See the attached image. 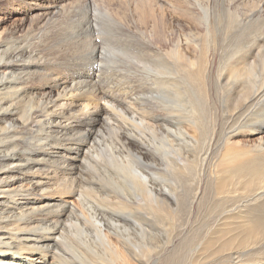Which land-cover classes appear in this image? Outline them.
Listing matches in <instances>:
<instances>
[{
  "label": "rangeland",
  "instance_id": "obj_1",
  "mask_svg": "<svg viewBox=\"0 0 264 264\" xmlns=\"http://www.w3.org/2000/svg\"><path fill=\"white\" fill-rule=\"evenodd\" d=\"M183 1V12H180L177 10V6L181 7L182 4L179 3V0H0V42L3 46V50H5L2 51L3 55H1L5 58H8L9 61V59L15 57L14 53L17 50L33 47L34 49H36L39 56L38 59L40 61H33L31 64L26 65V62H29V60H27L26 57H22L19 58V60L15 59V62L17 64H14V67L8 66V73H10L8 77H11L9 78V82L15 84L12 86L21 88L23 84L29 86L31 85L32 94L29 95L30 97H27V101L37 100L36 102L31 103L27 101L22 102L17 108V117H14V119L12 117V121H14L15 123H19V121L24 122L25 120L28 121L31 119H29L28 117L33 115L34 113H38V115L43 117L42 121L44 120V115L41 114H43L45 111H42V105H39L38 103H40V98L41 100L45 101L48 96H45V94H47L49 87H54L53 82L49 80V77L51 75H54L57 77V79H62L65 82H72L67 85L69 86V89L71 87L70 92L75 91L76 94H81L90 91V89H96L97 92H99L100 96L102 95L106 98L103 99L104 101H111V103H113V107L109 103L107 104L109 106V110L107 109V112L111 115L104 116L106 120L105 122H99V116L96 115V111L93 110V107L89 106L90 103H92L93 106L97 104V100L95 99L93 94L88 95L93 98L92 100L87 97L85 99L83 97V99L81 100L77 99L78 107L76 108V111L72 113L74 115L70 117L68 115V117L66 116L67 118L64 117V121L59 119L61 117H59V114L65 110L58 106L57 111L59 114L58 116H55L54 119L56 120L58 118L59 120L56 121V124L54 123L51 128H46L47 125L42 124L46 129L44 134H42V128L40 126H34L32 129L29 128L31 133L29 132L30 135H27L25 138L24 136L28 131L23 133L24 135L22 134V136H20V132L18 130L16 133H18L19 139H17L16 136L12 139L10 136H12L13 134H11L12 130H10V134H8V147L11 148V146H16L17 150L20 149L16 151V154H14L20 161V169H22L25 165H29L28 168L35 167V171L36 169L38 171L39 169L41 170L39 174L40 176L38 175L37 178L39 177L40 179L38 178V181H41L42 184L44 183L43 186H45L46 184L47 187L45 186V189H57V186L60 185L59 182H61L64 177L69 178L70 176H74L76 181L78 179V192L82 191L80 190L82 189L81 186H83V188H94V190L92 189L94 193L92 192V194H89L90 196H88V203L90 202L88 206H95L92 208V210L95 208L93 211L95 213L97 212L96 214L104 215L105 217L102 215L100 217H103L106 223H110L112 219L116 220L122 218L117 213H115L118 211L116 209L117 207H114L116 203L115 201L117 200H115L116 196H113L115 195L112 193V188L114 186L112 187L110 185V182H114L115 180H119L120 183L124 182L123 184L128 185L131 194L136 193L144 188L143 186H139L137 187V189L136 186L132 185V181L130 179H127L129 178L128 175L130 176V178H132L134 174V168H139L138 170H140L141 175L147 179H150L148 181L150 182V185H153V188L157 190L159 188L163 190H165L166 188H170L171 190L172 188L171 191L176 190L174 204L175 206H173L172 211L170 212V215L175 218L174 221L165 217L162 218V216L159 214H152L153 216H149L143 210V201V204L140 202L142 204V210L140 209L141 213L139 211H135V213H137V228L134 225V229L133 227L130 228V230L132 229L131 231H123V234L125 236H127L126 234L129 235V233L131 232L130 237H133L134 239H132L141 245H143L141 243V238L145 235L146 238L144 237V241L146 242H142L150 248V262L148 264H221L223 260V264H264V239L259 240L260 247L258 246L256 255L249 254V250H243L241 253L236 252L229 255L226 253L212 255V251L210 252V250L215 249L216 251V249L220 247V244L225 242V240L227 239V237L224 238L222 240L223 242L219 244L213 243L210 249H206L207 245L205 243L201 245V241L208 235L209 229H212L211 226H213V223L216 220L217 213L208 212L207 214H198V211L196 210V213L191 217H189V214H186L187 202L189 200L188 197L193 188V184L192 182H190L192 180L190 172H188L189 174L185 172V174H188V176H186L185 174H169L168 170H166L167 164L165 163L166 159H171L169 152H165L166 149L169 148L161 150V147L159 146L163 145V147H167L168 139H170V137L171 139L169 143L170 145H172L171 140L176 139L175 135L178 132V129L184 130L195 140L199 141V143H202L206 139L205 136L203 137L202 135H200L195 130V128L191 126V123H189V119L192 115H184L181 119L177 117V115L171 116V119H173V122L175 121V124L167 126V128L165 127L166 115H164V118L159 117L160 119H157V115H152L150 113L144 115L145 113H141L139 111V108L135 107V103L133 101V99L137 97L138 99H140V104L147 105L146 107H148L149 109L152 108L150 110L155 109L156 112L160 109H165L164 107H162L164 106V104H162V100L163 102H167L168 100L162 97L161 91H164L167 88L166 85L161 86L158 79L155 78L157 77L156 75L158 73L156 72V70L158 71L157 63L161 64L168 62V66L173 70L175 69V67H178L176 58L174 59V56L172 57V55L174 54H172L170 51H172V49L175 47V43L179 42L182 48H189V52H191L192 54L188 52V55L189 57H191L193 67L195 68L197 66L198 59L203 55V51H205L204 49L206 48V44L204 46V43L206 42L204 36H206L207 34L206 27L209 24L210 34L212 37L210 44L212 50L209 55V62L213 66V75L212 78H210V82L214 83L213 85H211V96L217 104L218 116L216 118L220 117V120L217 121L216 132L217 134H219V131H221L222 123L225 122L223 116H226V109L230 110L232 113L241 103L239 109L235 112V114L233 113V115L237 116H235L234 119H229L231 121H229L230 124L234 123L235 126H237L241 119L238 118V116L247 114L246 110L249 106V103L247 104L245 95L247 94V88L251 86V83L243 81H230L225 87L224 91L226 93L222 91V93L220 94V97L223 99L222 100L220 98V101V99L217 98L215 92V83L218 80L217 72L218 68L221 65L223 67H227L230 64L234 66L235 63L238 64L239 62H242L241 59L245 56L246 52L249 51L251 54L248 57L250 60L248 61L247 65H256L260 76V71L264 68V0ZM147 2L150 4H148ZM174 4L177 8L174 6ZM56 5L59 6L58 11H55L56 16L54 15L55 17L53 19H45L43 21L44 15ZM145 5H147V8L145 7ZM138 7H141V9H137ZM158 10L160 12H158ZM151 14L152 16L155 15L154 18L149 17V21L148 19L146 20L145 18L151 16ZM161 14H166V16H164V19L162 18ZM142 17H144V19ZM150 20H153V23ZM154 20L158 21V24L155 22L158 26L157 28L154 26ZM145 22H149V29L147 27V30L146 27H144L147 25V23L145 24ZM163 22H165V24H163ZM142 24H144V26H142ZM160 30L164 31L162 32ZM157 31L160 32L161 35L159 33V36L157 35L158 37L156 38L153 32L155 34H158ZM169 31L170 34L167 35ZM171 31L173 33H171ZM171 34H173V37ZM166 35L171 36L170 38L172 39L169 40V37L165 38L164 36ZM165 39H168L169 42ZM146 42L151 45V49L154 52V54H150V56L146 54ZM201 43L203 44V46L200 45ZM197 46H199V48ZM131 49L133 50L131 51ZM169 49L170 51L168 52ZM197 49L201 52L202 55H199L200 53L197 52ZM125 52L126 54H128H124ZM140 54H142V56ZM136 55L137 57H140L142 61L138 58L136 60ZM154 55H157L158 58ZM22 59L24 61H22ZM156 60L157 63L155 62ZM171 60H175V63ZM42 62L46 64L44 65L42 64ZM143 66L146 67V70ZM237 67H245V63H239ZM28 69H30L29 71L31 73H29V71L26 72ZM160 72L161 71H159V73ZM30 74H32V76ZM23 75L26 76L23 77ZM38 75L40 77H38ZM27 76H29L28 78L31 77L33 79H28L26 78ZM92 77L95 78L92 79ZM168 77L173 76L171 75ZM258 78L260 79L261 76ZM21 79H28L30 83L28 82L27 84H25ZM93 82H96V84ZM259 82L258 85L261 83ZM232 88L234 92L231 90ZM262 89H264V87ZM226 90H228V92L231 91L232 94L231 92L227 93ZM105 92H107L108 95H106L107 93ZM188 93L190 94V92ZM12 97L13 96H11V98ZM241 98H243L244 100ZM216 99L218 100V102ZM102 104L106 105L105 102H102ZM82 105L84 107V110ZM128 105L134 109H137L136 113L131 111L132 109H130ZM87 106H89L90 109L89 107L87 108ZM116 106L118 109L116 108ZM259 107L260 106H255L253 108H250V111H255ZM85 108L86 110H88L86 111ZM111 108L113 110H111ZM262 115H264V113H262ZM48 116L51 115L49 114ZM185 116L186 119H184ZM19 118H21V120ZM22 118L24 119V121L22 120ZM59 122H62V125L60 124L58 126ZM181 123L182 125H180ZM23 125L24 124H22V128L24 127ZM54 125L58 127H55ZM62 126L64 127V129ZM16 128L19 129L18 126ZM172 128H174V131L172 130ZM59 130L61 132H59ZM167 132L170 134H167ZM87 133L90 134L88 135ZM133 137L136 139L139 138V141L142 140L141 142L146 146L145 149H149L148 151H151L152 154L150 155L149 153V155L146 156L148 160L144 161L139 159V157H142V154L144 153L141 154L139 152L140 150L135 145V140ZM255 139H257V137H250L249 139H247V145L252 147L254 143L249 144L248 142H254ZM242 140H244V137H236L231 141V144L241 145L243 144ZM40 141H47L49 144H43V146L41 145ZM216 144V141L209 143V151H213L216 148ZM81 145L84 146L85 153L83 152V154L77 156V147ZM120 145L123 147V149L122 147H120ZM86 149H88L90 152L87 150L86 153ZM106 149L108 152L106 151ZM108 149H115V151L112 150L114 156L119 157L124 162H126V160L124 159H127L128 161L132 159L131 161L134 162L130 163H132L133 165L135 163V167L133 168V166L130 164L129 167H132H130L131 170H129L130 168L128 169L127 166L125 170L119 172V169H116L115 166H112L114 164L112 161L110 162V159H105L107 163H105L104 160H98L99 158H101L100 156H103L98 155V153L101 154V152L104 153V151H106L107 153L105 152L106 154L104 153V155H113L111 154V150L109 154ZM117 150H119V153ZM87 154L88 156H86ZM128 154L133 158H129ZM202 154L203 152L200 144L197 145V147L193 146L192 148L191 146L190 148H188L187 155L188 157H190V160H193L194 158H197L198 160V157ZM95 156H99V158ZM20 157L21 159H23L21 160ZM38 158L47 159V163L41 162L42 160H39V162ZM52 163H54V166L53 168H51V172L49 170L50 166L48 164ZM62 163L66 166H70V168L73 167V171L67 174L66 172H62L64 168ZM95 166H98L99 170ZM101 168H104L105 170H102ZM97 170L101 172L99 173ZM126 170H128L129 172ZM29 171L33 172L32 170ZM131 171H133V173ZM105 173H107L106 175L108 176H106ZM109 175H111V177ZM54 177L57 179H55ZM116 177H118V179ZM122 178H124V180ZM126 179L128 181H126ZM86 180L87 182H89L87 183ZM106 186H108V189ZM185 187L187 190L185 189ZM59 189H61V187ZM135 189L136 191L134 192ZM108 190L109 192H107ZM167 191H169V189ZM105 193H109V195L115 198L113 199V197L111 198L110 196L109 200L105 201ZM116 194L119 193L117 192ZM79 195L80 194H78V196L76 197H70L63 194L61 196L56 195L55 197L62 199V202H66L72 206H76L77 209L79 208L78 210L80 212H83V208H80L78 200ZM141 199H138V203L139 201H141ZM108 201H111V203L109 204ZM60 204L61 203H58L56 207H58V205ZM96 205L100 208V210H102L100 211ZM106 209L109 210L107 211ZM112 209L114 210V212L112 211ZM115 209L117 211H115ZM143 211L146 214H143ZM127 216V218H124L128 219L129 223H131L132 220L134 221L136 217V215H131L130 217L128 214ZM149 217H151V219H149ZM139 218L141 220H139ZM90 219L91 218H89V223L80 221V223H82L80 224V226H82V228L86 230L85 235L90 236L89 243L90 245H92V249L94 250H90L89 252V255H93L94 261H92L100 264V259L102 258L101 260H103V257H105L104 253H106V249L104 245L102 246V240H99L100 238H97V224H95L93 220ZM123 221L125 222V220ZM142 221L144 222L142 223ZM76 223L77 218H74L71 220V222H67L66 224H64L66 229L63 236L64 240L62 239V243L60 244V254L67 255L66 248L63 243L65 242V240H70L69 242L77 247V245L80 244L81 239H86L87 236H84V233L80 235V232L75 229L74 224ZM178 228L181 229V231L179 230L180 232L178 231ZM104 230L105 232L107 231L106 229ZM144 231L146 233L142 234ZM175 231L178 232L176 233ZM87 232L90 235L87 234ZM108 233L110 234L107 235V237L109 239L112 238L109 241L112 242L115 246H118L116 245L118 244L117 238L111 234L112 231H107L106 234ZM133 233L135 235H133ZM147 233L150 235H148ZM207 238L211 237H209L208 235ZM192 243H194V245H192ZM197 244L200 246L196 247ZM197 248L199 252L197 251ZM100 249L102 252L100 251ZM103 250H105V252ZM95 251L96 253L94 255ZM102 253L104 254V256ZM198 255L205 256L198 257ZM94 256H96V258H94ZM37 258H39V256Z\"/></svg>",
  "mask_w": 264,
  "mask_h": 264
},
{
  "label": "bare ground",
  "instance_id": "obj_2",
  "mask_svg": "<svg viewBox=\"0 0 264 264\" xmlns=\"http://www.w3.org/2000/svg\"><path fill=\"white\" fill-rule=\"evenodd\" d=\"M127 1H129V0H127ZM145 1H150V0H145ZM152 1H155V0H152ZM179 3L180 4L182 3L181 4L182 8L179 6H177L178 7L177 8L175 4H174V6L177 8L178 11L183 12V6L182 5H184V1L179 0ZM148 4H150V3H148ZM147 5H145V7ZM158 7H157V9H158ZM58 9H59V6H57V5L55 7H53L50 11H48L44 15L43 21L45 19L46 20L53 19L56 16L55 11L57 12ZM137 9H141V7L140 8L138 7ZM135 11H136V9H135ZM158 12H160V11L158 10ZM143 13H144V11H143ZM154 16H152V14H151V16H148L145 19L146 20L148 19V21H149V19L151 17L154 18ZM161 16L164 19V16H166V14L165 15L161 14ZM142 18L144 19V17H142ZM150 21L152 22L153 20H150ZM155 22L158 24V21L154 20V24H155L154 26L157 28L158 26L156 25ZM142 23H144V22H142ZM146 23L147 22H145V24ZM148 24H149V22L147 23L146 26H144V24H142V26L146 27V30H147ZM163 24H165V22H163ZM171 26H173V25H171ZM154 28H152V29H154ZM148 29H149V27H148ZM160 31H162V30H160ZM206 32H207V34H206V36H204V38L206 40V42L204 43V46L206 44V48L204 49L205 51H203L204 52L203 55L197 49V52L200 53L199 55H202V56L201 57L199 56L200 58L198 59L197 66L195 68L193 67V62H192L191 57H189V55H188L189 48H182V46L179 42L175 43L176 45L172 49V51H170V49L168 50V52L170 51L172 54H174V55H172V57L174 56L173 58L174 59L176 58V61L178 63V67H175V69L173 70L172 68H170L168 66V62L160 64V63H157V60L155 61L158 64L157 65L158 71L156 70V72H158V73L156 75L157 77H155V78L158 79L161 86L166 85V88H167L166 90L161 91L162 97L164 99L168 100L167 102H165V101L163 102V100H162V104H164V106H162V107H164L165 109H160L156 112L155 109L150 110L152 108L149 109L148 107H146L147 105L140 104V99H138L137 97H135V99H133V101L135 103V107L139 108V111L141 113H145L144 115H146L147 113L148 114L150 113L152 115H157L158 116L157 119L164 118V115H166L165 127L175 124L174 123L175 121L173 122V119H171V116H173V115H177V117H179L180 119L184 115H192L189 119V123H191V126L194 127L195 130L200 135H202L203 137L205 136L206 139L202 143H199V141L195 140L192 136H190L184 130L178 129L177 133L175 131L176 139L175 140L172 139L174 141L171 140L172 145H170V143H169L170 139H171V137H170V139H168L167 147H163V145H161V144H160L161 146H159V147H161V150H163L165 148H169V149H166L165 152H169L171 159L168 158V159H166V162L164 161L167 164L168 168L166 167V170H168L169 174L172 173L173 175H178V174L183 175V174H185V172H187V173L190 172V175L192 178V180L190 182H192L193 188H192V191L188 197L189 200L187 202V211H186L187 213L186 214L187 215L189 214V217H191L193 214L196 213V210L198 211L197 212L198 214H203V213L207 214L208 212L217 213L216 214L217 215L216 220L213 223V226H211L212 229L208 228L209 229L208 235L211 238H207L208 235L206 237H204L205 239L203 238V240L201 241V245L203 243H205L207 245L206 249H210L212 247L213 243L219 244V243L223 242L222 240L224 238L227 237V239L225 240V242L220 244V247H218V249H216V251H215V249L210 250V252L212 251L211 252L212 255H217V254H221V253H226L229 255V254H233L236 252L241 253L243 250H249V254L256 255V253L258 251L257 250L258 246L260 244L259 240L264 239V115H262V113H264V94H263L264 89H262L264 87V68L260 71L261 78L259 79L258 77H260V76L258 73V69L256 68V65L255 66H253V64H252V66L247 65L248 61L250 60L248 57L251 54L249 51L246 52L245 56L241 59L242 62H239V63H245V67L239 68V67H237L239 65V63L238 64L235 63L234 66L230 64L227 67H223L221 65L218 68V72H217V76H218L217 79L218 80L215 83V92H216V96L218 99L221 98L220 94L222 93V91L224 93H226L224 90L230 81H233V82H240V81L249 82V83H251V86L248 84L250 87L247 88L248 92L245 95L246 102H247V104L249 103L248 104L249 106L246 110L247 114L238 116V118H241L239 121V124L237 123L239 126L237 124L236 125L238 127L235 126L234 123L230 124L229 119H231V118L234 119V117L237 116V115H233V113L235 114V112L239 109V106L241 104L240 102H239L240 103L239 106L235 109L234 112L231 113L230 110L226 109L227 110V112H225L226 116L225 115H224L225 117L223 116V119L225 122L222 123L221 131H219V134H217V132H216L217 121L220 120V117L216 118L218 116L217 104L211 96V85H213L214 83L210 82V78H212V75H213V66L209 62V55H210V52L212 50L211 46H210L212 37L210 34L209 24L206 27ZM159 33L160 32H158V34H155L153 32V34L155 35L156 38L159 36ZM171 33H173V32L171 31ZM169 34H170V31L167 35H169ZM160 35H161V33H160ZM163 35H164V33H163ZM167 35L164 37L165 38L169 37L168 38L169 40L172 39V38H170L171 36H167ZM171 35L173 37V34H171ZM193 37H195V36H193ZM168 39H165V40L168 41ZM194 39H192V40H194ZM202 43L200 45L203 46ZM146 44H147V46H146ZM146 44H145L146 54H148V56H150V54H154V52L151 49V45L148 42H146ZM188 46H186V47H188ZM199 46H197V47L199 48ZM190 47H192V46H190ZM133 49H131V51ZM192 49H194V48H192ZM2 51H5V50H3V46L0 42V264H97V263L93 262L94 261L93 255H89L90 250L94 251L92 249V245H90V243H89L90 236L85 235L86 230L84 228H82V226H80V224H82V223H80V221L81 222L85 221L86 223H89V218H91L93 220V222L95 224H97V236H98L97 238H100L99 240H102V242H103L102 246L104 245V247L106 249V253H104L105 250H103L105 257H103V260H101L102 258L100 259V264H148L150 262V248L147 247V245L142 242L146 238L145 235H144L145 238L144 237H142L143 239L141 238V243L143 244V245H141V244L135 242L133 240L134 239L133 237H130L131 232L129 233V235L126 234L127 236H125L123 234V231L129 232L132 230V229L130 230V228H132L134 225L136 227V225H137V213H135V211L140 212V209H141L143 203H144L143 204L144 205L143 210L149 216H151L152 214H157V215L159 214L162 216V218L165 217L167 219L174 221L175 218L170 215V212L172 211L173 206H175L174 204H175L176 190L171 191L172 188H171V190H170V188H168L169 191H167L168 190L167 188H166L167 190L165 188H164L165 190L160 189V188L157 190V189L153 188V185H150V182L148 181L150 179L143 177L140 173V170H138L139 168L138 169L134 168L135 163H134V165L132 164L134 162V161L133 162L131 161L132 159L130 161H128L127 159H124V160H126V162H124L119 157L114 156L113 151H115V149L114 150L110 149L112 152L111 154H113V155H110V156L104 155V153L107 151V149H106V151H104V153H102V152H101V154L98 153V155H103V156H100L101 158H99V156L98 157L95 156V157L99 158L98 160H104L105 163H107V161H105V159H107V158H108V160L110 159V162L112 161L114 164L112 166H115L116 169H119L118 170L119 172L125 170L127 166L129 169L131 167V166L129 167V165L131 164L134 168V174H133L132 178H130V176L128 175L129 178H127V179H130L132 181V185L136 186V188L139 186L144 187L142 190L131 194L128 185L123 184L124 182L120 183L119 180L118 181L115 180L114 182H110V185L112 187L114 186L112 188L113 189L112 193L115 195H113V196H116L115 200L118 201V202L115 201L116 203H115L114 207L116 206L117 208L116 207L115 208L118 210L117 211L115 209V211H117L115 213H117L122 218L116 219V220L112 219L113 220V222L111 220L112 223L111 222L106 223L105 220L103 219V217H100L102 214L101 215L96 214L97 212L95 213L93 211L95 208L92 210V208L95 206H92V207L88 206V204L90 203V202L88 203V201H89L88 196H90L89 194H92L94 188H90V187L83 188V186H81L82 189H80V190H82V191L78 192L79 191V190H77L78 179L76 181L74 176H70L69 178L64 177L63 179L61 177L62 183L59 182L60 185L57 186V189L56 188L51 189V190L45 189L46 184H45V186H43L44 183L42 184L41 181H38L39 177L37 178V176L40 174V171H41L40 169H39V171L37 169L35 171V167H31L32 168L31 169V168H28L29 165H25L22 169H20V167H21L20 161L14 155L17 153L16 151H18L20 149L17 150L16 146H14V147L11 146V148L8 147V141H9L8 140V138H9L8 134H10L9 131L12 130L11 134H13V135L10 136L12 139L15 138V136L17 139H19L18 133H16L18 130L20 132V136H22L23 133L28 131L26 133V135L24 136V138H25L27 135H30V133H31L29 128L32 129L34 126H36V127L40 126L42 128L41 132H42V134H44L46 129L43 127V125H47L46 128H51L53 126V124L56 121H58L59 119L64 121L63 120L64 117H66V116L68 117V115H69V117L73 116L74 114H72V113L75 112L76 108L78 107L77 99L81 100V99H83V97H84V99L87 97V98L92 100L93 98L88 96L89 94H93V96L97 100V104L95 106H93L92 103H90V105L89 104L88 105L90 107H93V110L96 111V115L99 116V122H101V121L105 122L106 120H105L104 116L111 115L110 113L107 112V109L109 110V106L107 104L109 103L110 105H112L113 103H111V101H104L103 99H106V98L103 97L102 95L100 96L99 92H97L96 89L95 90L90 89V91H88V92H85V90H84L85 93H81V94H76L75 91L70 92L71 87L69 89L68 88L69 86H67V85L69 83H72V82H69V81L65 82L64 80L57 79L56 76L51 75L49 77L50 78L49 80L53 82L54 87H52V86L49 87L47 94H45V96L48 95L47 99L44 101V100H41V98H40V103H38L39 105H42V111H45L43 114H41V115H44V120L42 121L43 117L38 115V113H34L33 115L28 117L29 119L31 118L30 120L24 121V119L22 118V120L24 122L19 121V123H17V122L15 123L12 120L14 119V117H17V113H18L17 108L22 102H26L27 97L30 94H32V92H31L32 86L31 85L30 86L24 85V84L21 88L12 86L15 84L9 82V78H11V77L10 76L8 77V75H10V73H8V66L14 67V64H17L15 62V59L19 60V58H22V57H26V59L29 60V62H26V65L31 64L33 61L34 62L35 61L40 62V61L38 59L39 58L38 53H37L36 49H34L33 47L32 48H23L21 50H17L14 53L15 57L9 59V61H8V58H5L4 56H2L3 55ZM130 53H132V52H130ZM189 53H191V52H189ZM238 53H240V52H238ZM124 54H126V52ZM126 55H123V56H126ZM140 55L142 56V54H140ZM159 55H160V53H159ZM154 56H157V55H154ZM137 58L139 60H141L140 57H137V55H136V60H137ZM157 58H158V56H157ZM164 58H166V57H164ZM23 59H22V61H24ZM133 60H134V58H133ZM154 60H152V61H154ZM171 61L174 62L175 60H171ZM42 64L45 65L46 63L42 62ZM144 68L146 70V67H144ZM258 68H260V67H258ZM29 70L30 69H28L26 72H28ZM159 71H161V72L159 73ZM29 73H31V72L29 71ZM23 74H24V71H23ZM38 74H40V73H38ZM30 75L32 76V74H30ZM171 75L173 77H168ZM24 76H26V75H23V77ZM28 77L29 76H27L26 78H28ZM38 77H40V76L38 75ZM93 78H95V77H92V79ZM28 79H33V78L30 77ZM28 79H21V80H23V83L27 84L29 82ZM14 81H15V79H14ZM258 82L260 83L259 85H258ZM93 83L96 84V82H93ZM228 87H229V85H228ZM85 89H87V88H85ZM231 90L233 91V88ZM226 91H227V93L231 92V91L228 92V90H226ZM67 92H69V93H67ZM188 92H190V94ZM105 93H107V92H105ZM231 94H232V92H231ZM106 95H108V93ZM151 95H153V94H151ZM228 95H230V94H228ZM11 96H13V97L11 98ZM45 96H43V97H45ZM221 99H220V101H221ZM241 99H243V98H241ZM36 101L37 100L27 101V102L31 103V102H36ZM102 102H105V104L107 105L108 108L106 107V105H103ZM160 102H161V100H160ZM217 102H218V100H217ZM80 104H82V103H80ZM58 106H60L65 111H63L59 114L57 111ZM89 106H87V108ZM255 106L256 107L260 106V107L257 110L251 112L250 108H253ZM82 107H83V105H82ZM90 107H89V109H90ZM112 107H113V105H112ZM116 108H117V106H116ZM129 108L132 109L131 111L136 113L137 109H134L130 106H129ZM160 108H161V106H160ZM83 110H84V107H83ZM85 110H86V108H85ZM111 110H113V109L111 108ZM111 110H110V112H111ZM223 111H224V109H223ZM246 112H244V113H246ZM48 113L51 116H48L49 115ZM58 114H59V117L60 116L61 117L59 119L57 118L55 120L54 117L58 116ZM159 115H163V116H159ZM12 117H13V119L11 120ZM175 118H176V116H175ZM19 119L21 120V118H19ZM184 119H186V116L184 117ZM70 121H72V120H70ZM61 123L62 122H59L58 126ZM183 123H184V121H183ZM22 124H24L23 128H22ZM180 125H182V123ZM17 126L19 127V129L16 128ZM58 126H55V127H58ZM37 129H39V128H37ZM63 129H64V127H63ZM173 129L174 128H172V130ZM60 130H59V132H61ZM168 130H170V129H168ZM242 130H243V132H242ZM141 131H139V132H141ZM168 132H167V134H170ZM208 133H209V135H208ZM91 134H92V132H91ZM127 135H128V133H127ZM172 135H173V133H172ZM142 136H144V135H142ZM239 136L244 137V140H242L243 144H241V145L231 144V141L233 139H235L236 137H239ZM59 137H61V136H59ZM250 137H257V139H255L254 142H252V141L248 142L249 144L254 143V145H252V147L247 145V142H246V140L249 139ZM57 138H58V136H57ZM40 139H41V137H40ZM134 140H135L134 141L135 145L140 150L139 152L141 154L144 153V154H142V157H139V159L144 160V161L148 160L146 158V156H148L149 153L151 155L152 154L151 151H148L149 149H145L146 146L144 145V143L141 142L142 140L139 141V138L138 139L134 138ZM47 141H48V139H47ZM47 141H43V142L40 141V143H41V145H43V144L46 145L48 143ZM215 141L217 142L216 148L213 151L212 150L209 151V143H212ZM18 142H20V141H18ZM199 144H200V147L202 149L203 154L198 157L199 161L197 160V158L190 160V157H188V155H187L188 148H190L191 146H192V148H193V146L197 147V145H199ZM164 145H165V143H164ZM39 146H40V144H39ZM120 147H122V146L120 145ZM77 148H78L77 153H76L77 156L80 154H83V152L85 151L83 145L78 146ZM43 149H44V147H43ZM43 149H41V150H43ZM46 149H47V147H46ZM75 149H76V147H75ZM122 149H123V147H122ZM87 150L88 149H86V153H87ZM110 150H109V154H110ZM117 151L119 153V150H117ZM144 151H146V152H144ZM22 154H23V152H22ZM86 156H88V154ZM118 156H119V154H118ZM128 157L133 158L129 154H128ZM193 157H194V155H193ZM20 159H21V157H20ZM39 160H42L41 162L47 163V159H39L38 158V161ZM99 162H101V161H99ZM104 162H103V164H104ZM130 162H132V163H130ZM53 164L54 163L48 164L50 166L49 170L51 172H52L51 168H53V166H54ZM30 165H32V164H30ZM56 165H55V167H56ZM62 165L64 166L62 172H66V174H67V173H71L73 171V169H72L73 167L70 168V166H66L63 163H62ZM97 165H99V164H97ZM100 167H102V166H100ZM96 168H98V166ZM96 168H94V169H96ZM131 168L129 170H131ZM29 170H32L33 172H31ZM98 170H99V168H98ZM126 171H128V170H126ZM98 172L100 173L101 171H98ZM128 172H126V173H128ZM131 172L133 173V171H131ZM106 174L107 173H105V175ZM117 174H119V173H117ZM188 174H185V175L188 176ZM102 175H104V174H102ZM106 176H108V175H106ZM109 176L111 177V175H109ZM120 177H121V175H120ZM124 177H125V175H124ZM57 178H55V179H57ZM116 178L118 179V177H116ZM122 179L124 180V178H122ZM127 179H126V181H128ZM52 180H53V178H52ZM126 181H125V183H126ZM86 182H87V180H86ZM180 183H182V182H180ZM104 185H105V183H104ZM111 186H109V187H111ZM60 187H61V189H59ZM106 187L108 189V186H106ZM185 189H186V187H185ZM135 191H136V189L134 190V192ZM107 192H109V190ZM117 192L119 194H116ZM63 194L68 195L70 197H72V196L76 197V196H78V194H80L78 200H79L80 208H83V212H80L78 210L79 208L77 209L76 206H72L66 202H62V199L55 197L56 195L61 196ZM143 194H144V196H143ZM105 196H106L105 197V201H106V200H109L111 195H109V193H105ZM113 196H111V198ZM114 198L115 197H113V199ZM138 199H141V201H139V203L140 202L142 203L143 201L144 202L142 204L141 203L139 204ZM98 202H99V200H98ZM58 203H61V204L58 205V207H56V205ZM108 203L110 204L111 201L110 202L108 201ZM93 205H94V203H93ZM113 209H112V211L114 212ZM99 210H100V208H99ZM144 211H143V214H146V213H144ZM129 213L133 216L136 215V217H135L136 222H135V220L133 221L131 219L132 221H131V223H129L128 219L124 218V217H126V218L128 217L127 214L131 217V215ZM113 215H115V214H113ZM102 216H104V215H102ZM74 218H77V223L74 224L75 229L80 232V235L84 233L83 235L87 236L85 239L86 241L81 239L80 244L77 245V247H76L71 242H69L70 240H65V242H63V243H64V246L66 248L67 255L60 254L59 253L60 252V244L62 243V239L64 240L63 236H64V231L66 229L64 224H66L67 222H71V220ZM146 219H148V218H146ZM149 219H151V217H149ZM123 220H125V222ZM139 220H141V219L139 218ZM144 221H142V223ZM93 222H90V223H93ZM140 223H141V221H140ZM104 229H106L108 232L112 231L111 234L117 238L118 244H116V245H118V246H115L112 242L109 241L110 239H112V238L109 239L107 237V235H109L110 233L106 234L107 231L105 232ZM133 229H134V227H133ZM179 230L181 231V229L178 228V231ZM183 230H182V232H183ZM145 233L146 232L144 231L142 234H145ZM87 234H89V233L87 232ZM133 235H135V234L133 233ZM148 235H150V234H148ZM183 235H184V233H183ZM136 237H138V236H136ZM139 241H140V238H139ZM144 242H146V241H144ZM99 245H100V243H99ZM99 245H98V247H99ZM192 245H194V243H192ZM199 246L200 245L197 244L196 247H199ZM100 248H101V246H100ZM97 250H99V249H97ZM96 251L94 252V255H95ZM100 251H101V249H100ZM197 251H198V248H197ZM104 254H103V256H104ZM38 256H39V258H37ZM96 256H94V258H96ZM157 256H158V254H157ZM200 256H205V255H198V257H200ZM246 259H244V260H246ZM54 261H56V262H54ZM223 262H224V260H223ZM223 262L221 264H223ZM224 264H227V263H224Z\"/></svg>",
  "mask_w": 264,
  "mask_h": 264
}]
</instances>
